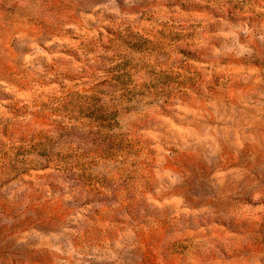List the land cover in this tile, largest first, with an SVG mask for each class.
<instances>
[{
	"label": "rangeland",
	"instance_id": "1",
	"mask_svg": "<svg viewBox=\"0 0 264 264\" xmlns=\"http://www.w3.org/2000/svg\"><path fill=\"white\" fill-rule=\"evenodd\" d=\"M0 264H264V0H0Z\"/></svg>",
	"mask_w": 264,
	"mask_h": 264
}]
</instances>
